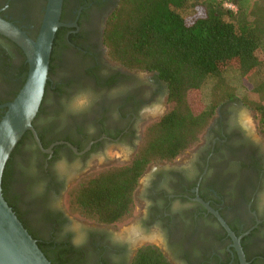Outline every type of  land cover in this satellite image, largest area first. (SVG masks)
<instances>
[{"label":"flooded vegetation","instance_id":"flooded-vegetation-1","mask_svg":"<svg viewBox=\"0 0 264 264\" xmlns=\"http://www.w3.org/2000/svg\"><path fill=\"white\" fill-rule=\"evenodd\" d=\"M118 1L63 0L60 21L67 25L55 33L48 86L34 120L44 150L32 134L20 145L6 196L33 238L50 245L56 264H131L146 244L173 264H240L232 238L197 198L239 238L248 264H264V141L253 111L239 100L217 107L195 147L147 168L128 222L73 226L67 191L89 172L130 162L145 126L167 109L168 85L156 71L128 70L106 57L103 31ZM45 5L0 0V15L34 39ZM26 67L22 49L0 34V105L15 97ZM4 112L0 107V117ZM108 150L125 157L108 164ZM99 157L102 165L89 168Z\"/></svg>","mask_w":264,"mask_h":264},{"label":"trees","instance_id":"trees-1","mask_svg":"<svg viewBox=\"0 0 264 264\" xmlns=\"http://www.w3.org/2000/svg\"><path fill=\"white\" fill-rule=\"evenodd\" d=\"M103 44L106 57L121 67L159 74L168 85L167 109L145 126L130 162L89 172L67 191L65 205L72 215L103 225L128 222L147 168L196 146L225 101L239 100L253 111L264 135V0H119L106 19ZM231 71L247 89L242 96L226 77ZM24 72L26 77L27 67ZM47 86L48 81L45 91ZM29 138L26 131L1 180L3 197L25 228L6 196V183L14 153ZM37 245L56 264L50 245ZM131 264L173 263L158 247L146 244L136 250Z\"/></svg>","mask_w":264,"mask_h":264},{"label":"water","instance_id":"water-1","mask_svg":"<svg viewBox=\"0 0 264 264\" xmlns=\"http://www.w3.org/2000/svg\"><path fill=\"white\" fill-rule=\"evenodd\" d=\"M62 5L63 0H46L39 30L34 39L0 15V34L22 49L28 67L24 83L15 97L0 105L5 107V112L0 118V264H52L3 197L1 180L12 151L26 131H30L36 143L42 148L33 120L41 106L49 79L55 33L60 26L67 25L60 21ZM197 200L217 217L230 235L240 264H248L239 238L215 210L202 199Z\"/></svg>","mask_w":264,"mask_h":264},{"label":"rangeland","instance_id":"rangeland-1","mask_svg":"<svg viewBox=\"0 0 264 264\" xmlns=\"http://www.w3.org/2000/svg\"><path fill=\"white\" fill-rule=\"evenodd\" d=\"M226 77H227L228 81L234 85V87L236 89V94L238 96H242L243 93H246L247 92V89L242 86L241 80L239 79L238 75L235 72H232V71L229 72ZM207 91H208V88L205 89V94L207 93ZM248 114L250 115L249 112L247 113V116H249ZM252 128H254V125L252 126ZM257 138H259V140H261V141H264V135L263 136L262 135H259V136L257 135ZM107 155H108V158H109L108 161H107L108 164L121 163V161H118V159H120V157L119 158H116V155H118V156L120 155L121 158L122 157H125V155H124V153H123L122 150H116V151H114V150H108ZM102 160H103L102 157H99V159L98 160H95V161H92L91 160L90 162H88L89 168H91V169L98 168L99 166L102 165ZM149 174H150V171L146 172L142 176V178L140 180L143 182L145 179H147L149 177ZM74 218L75 219L72 222H73V226L75 228H78V227H80L82 225L85 226V227H87L86 224L92 225V222H88V221H86L84 219H81L79 217H76V216H74ZM82 223H85V224H82ZM145 243H146L145 241H141V242H139L138 245H140V244L142 245V244H145Z\"/></svg>","mask_w":264,"mask_h":264},{"label":"built area","instance_id":"built-area-1","mask_svg":"<svg viewBox=\"0 0 264 264\" xmlns=\"http://www.w3.org/2000/svg\"><path fill=\"white\" fill-rule=\"evenodd\" d=\"M228 7H230V8H233V5H231V4H226Z\"/></svg>","mask_w":264,"mask_h":264},{"label":"bare ground","instance_id":"bare-ground-1","mask_svg":"<svg viewBox=\"0 0 264 264\" xmlns=\"http://www.w3.org/2000/svg\"><path fill=\"white\" fill-rule=\"evenodd\" d=\"M247 121V120H246Z\"/></svg>","mask_w":264,"mask_h":264}]
</instances>
